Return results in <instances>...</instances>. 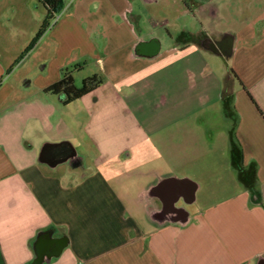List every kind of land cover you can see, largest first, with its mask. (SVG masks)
Here are the masks:
<instances>
[{
	"label": "crops",
	"instance_id": "obj_1",
	"mask_svg": "<svg viewBox=\"0 0 264 264\" xmlns=\"http://www.w3.org/2000/svg\"><path fill=\"white\" fill-rule=\"evenodd\" d=\"M39 3L0 0V264H264V0H64L34 85Z\"/></svg>",
	"mask_w": 264,
	"mask_h": 264
},
{
	"label": "trees",
	"instance_id": "obj_2",
	"mask_svg": "<svg viewBox=\"0 0 264 264\" xmlns=\"http://www.w3.org/2000/svg\"><path fill=\"white\" fill-rule=\"evenodd\" d=\"M44 7L46 14L44 19L41 22L38 30L31 39L29 45L24 49L19 58H22L39 40L43 35L45 30L49 26V22L54 18V15L61 11L64 7V0H38ZM18 62L16 60L14 65ZM102 84V79L94 74L88 77H85L81 80L80 85H75L73 77L69 71L64 70L61 78L49 85L44 89L45 93L49 94H63L64 103H70L90 92L95 90L99 85Z\"/></svg>",
	"mask_w": 264,
	"mask_h": 264
},
{
	"label": "rangeland",
	"instance_id": "obj_3",
	"mask_svg": "<svg viewBox=\"0 0 264 264\" xmlns=\"http://www.w3.org/2000/svg\"><path fill=\"white\" fill-rule=\"evenodd\" d=\"M241 3L244 5L246 3L247 0H240ZM263 0H253V3H252V9H250L251 11L255 12V10H259L258 7L260 8L262 5H261V2ZM176 6V4H169L168 6V11H174V7ZM163 7H166L165 5H163ZM255 8V9H254ZM37 10H39L40 12H45L44 11V8H43V5L41 3H39V9H34V13L37 12ZM45 14V13H44ZM43 14V15H44ZM59 16V14H55L54 18L50 20L49 22V26L48 28L45 30V32L48 33L49 31V27L53 25L55 19ZM224 26H227V25H230V22H224ZM45 32L43 34V37H41V45L40 46H34L32 47L33 49L30 51L31 52V55L30 52H28V54L26 53L25 55V60H22V58H18V62H21L23 61V64L25 65H28L30 62L32 63L33 61H37L36 64L33 66V68L31 69V71H29V73L27 74V76H25L26 78L25 79H31L33 84L34 85H38L39 81H40V78L41 76H45L43 74H46V75H52V62H54V58L52 59V54H51V51H50V46H51V43H50V40H49V37L48 35H45ZM36 33V32H35ZM34 33V34H35ZM46 36V37H45ZM29 56V57H28ZM48 60V62L50 61L49 63V66H48V69L45 71L46 73H43L42 70L40 69V65L44 63L45 60ZM17 62V63H18ZM17 63L15 65H17ZM68 71H72L71 68H68L66 69ZM91 69L90 68H86L80 72H76L74 73V77H75V85H80V82L83 78L85 77H88L91 75ZM75 121H80V119H75ZM89 161V160H87ZM90 162V161H89ZM195 206H188V208H193Z\"/></svg>",
	"mask_w": 264,
	"mask_h": 264
},
{
	"label": "flooded vegetation",
	"instance_id": "obj_4",
	"mask_svg": "<svg viewBox=\"0 0 264 264\" xmlns=\"http://www.w3.org/2000/svg\"><path fill=\"white\" fill-rule=\"evenodd\" d=\"M202 41L204 42L205 45H210L211 43H213L209 39H203ZM224 41H225V38H223L221 40H217L216 42L221 45L222 43H224ZM70 151L71 150H69L68 148L60 146V147L52 149L51 154L55 159H60L63 157H68V155L70 154ZM42 246L45 248H49V249L53 250L54 248L57 247V243L44 241V242H42Z\"/></svg>",
	"mask_w": 264,
	"mask_h": 264
},
{
	"label": "water",
	"instance_id": "obj_5",
	"mask_svg": "<svg viewBox=\"0 0 264 264\" xmlns=\"http://www.w3.org/2000/svg\"><path fill=\"white\" fill-rule=\"evenodd\" d=\"M214 45H219V43H214ZM58 144H60V143H56V144H51V143H47V144H45L43 147H42V149L40 150V153H39V161H42V162H47V163H49V164H51L52 162H50V160L48 159V157H47V153H48V146L49 145H58ZM69 146H70V144H69ZM71 149H72V153H71V157H74L75 155H76V152L74 151V148H72L71 147ZM65 159H67V157L65 158ZM53 163H56V162H53ZM192 199V198H191ZM176 201V200H175ZM175 201H173L171 204L173 205L172 207H175L174 205H175ZM192 200H189V201H186V202H191Z\"/></svg>",
	"mask_w": 264,
	"mask_h": 264
}]
</instances>
